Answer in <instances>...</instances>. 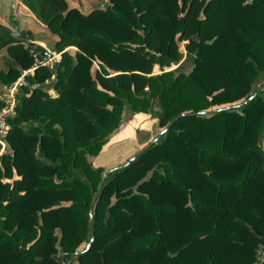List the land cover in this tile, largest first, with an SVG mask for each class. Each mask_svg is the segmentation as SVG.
I'll list each match as a JSON object with an SVG mask.
<instances>
[{
	"label": "trees",
	"instance_id": "trees-1",
	"mask_svg": "<svg viewBox=\"0 0 264 264\" xmlns=\"http://www.w3.org/2000/svg\"><path fill=\"white\" fill-rule=\"evenodd\" d=\"M18 1L57 39L47 51L0 17V89L34 53L61 58L24 76L7 118L0 264H252L264 244V0H108L86 13ZM125 106L160 131L173 122L98 188L105 170L88 156Z\"/></svg>",
	"mask_w": 264,
	"mask_h": 264
},
{
	"label": "rangeland",
	"instance_id": "rangeland-1",
	"mask_svg": "<svg viewBox=\"0 0 264 264\" xmlns=\"http://www.w3.org/2000/svg\"><path fill=\"white\" fill-rule=\"evenodd\" d=\"M67 4L70 8L75 7L86 13L93 8L104 7L108 4V0H67ZM19 7H17L16 0L15 2L14 0H0L1 19L11 25L18 33L23 32L27 34L29 31L31 34L26 37L28 41H33L47 51L53 52L52 48L57 37L31 13L33 18L28 21L29 24H21L22 20L20 18L22 12ZM14 11H18L17 14H14ZM72 49L73 52L74 48ZM2 55L0 53V68L3 66ZM36 62L37 59L34 58V63ZM192 66V58H188L183 63L181 69L185 73H188ZM96 67V64H94L93 69ZM0 98L5 99L7 106V104L12 103L11 100L17 101V93H12L9 91V88L3 86L0 89ZM159 132L160 129L158 128L157 119L152 113L135 112L130 107L125 106L119 126L109 134L100 151L96 154L89 155L88 159L94 166L103 167L105 172L120 167L139 149L146 145L151 136L153 139ZM7 149V145L3 150L0 149V155Z\"/></svg>",
	"mask_w": 264,
	"mask_h": 264
},
{
	"label": "built area",
	"instance_id": "built-area-1",
	"mask_svg": "<svg viewBox=\"0 0 264 264\" xmlns=\"http://www.w3.org/2000/svg\"><path fill=\"white\" fill-rule=\"evenodd\" d=\"M34 57L37 59V62L34 65L26 70L22 71L21 76L14 82L11 86H5L9 88V91L12 93H18V89L21 85H24L25 79L24 76L32 73L34 69L38 65H52L53 62L60 61L61 53H53V55L45 57L43 60H39L37 54L34 53ZM12 103L7 104L6 107L0 109V149L3 150L5 147L4 136L7 134L8 130L10 129V125L7 122V118L10 115L14 114V106L16 104L15 100H11ZM252 264H264V244L260 247L257 253L256 259L253 261Z\"/></svg>",
	"mask_w": 264,
	"mask_h": 264
},
{
	"label": "water",
	"instance_id": "water-1",
	"mask_svg": "<svg viewBox=\"0 0 264 264\" xmlns=\"http://www.w3.org/2000/svg\"><path fill=\"white\" fill-rule=\"evenodd\" d=\"M16 37H18V38H20L21 37V34L20 33H17L16 34ZM36 51V50H35ZM264 85V84H263ZM260 88H262V87H260ZM20 95H23V93H21ZM252 98V97H251ZM172 122L173 121H171V122H169L165 127H164V129H162L157 135H156V137L155 138H153L152 140H150L146 145H144L141 149H139L131 158H130V160H132V159H134L136 156H138L139 154H141L143 151H145L147 148H149L156 140H158L167 130H168V128L171 126V124H172ZM129 162V161H128ZM128 162H126L124 165H122V166H125ZM108 172L109 171H106V172H104L103 173V175H102V177H101V180H100V182H99V186H98V188H100L101 186H102V184H103V181H104V178L106 177V175L108 174ZM96 198H97V194H95L94 195V197H93V199H92V201H91V205H93L94 204V202H95V200H96ZM89 222H90V225H91V223H92V219H91V217H90V220H89ZM93 240V237H91V240H90V242L87 244V249L89 248V246H90V244H91V241ZM62 255H64V253H62Z\"/></svg>",
	"mask_w": 264,
	"mask_h": 264
},
{
	"label": "crops",
	"instance_id": "crops-1",
	"mask_svg": "<svg viewBox=\"0 0 264 264\" xmlns=\"http://www.w3.org/2000/svg\"><path fill=\"white\" fill-rule=\"evenodd\" d=\"M14 2H15V0H14ZM16 2H17V7H19L20 8V11L22 12V16H21V24H29L28 23V21H30L31 20V18H33L32 17V15L30 14V12H29V10L27 9V8H25L18 0H16ZM18 9V8H17ZM17 12L18 11H14V14H17ZM35 20V19H34ZM31 32H32V34H33V31L31 30ZM31 33H29V31H28V33L26 34L27 36L28 35H30ZM150 139H152V136L148 139V140H150ZM263 144H264V141H263ZM6 146V145H5Z\"/></svg>",
	"mask_w": 264,
	"mask_h": 264
}]
</instances>
